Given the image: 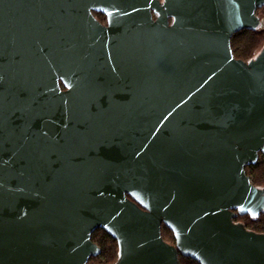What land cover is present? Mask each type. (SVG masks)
<instances>
[{
	"label": "water",
	"instance_id": "95a60500",
	"mask_svg": "<svg viewBox=\"0 0 264 264\" xmlns=\"http://www.w3.org/2000/svg\"><path fill=\"white\" fill-rule=\"evenodd\" d=\"M264 0H0V264H264ZM95 13L106 17L102 24ZM168 228L174 244L162 236Z\"/></svg>",
	"mask_w": 264,
	"mask_h": 264
},
{
	"label": "trees",
	"instance_id": "16d2710c",
	"mask_svg": "<svg viewBox=\"0 0 264 264\" xmlns=\"http://www.w3.org/2000/svg\"><path fill=\"white\" fill-rule=\"evenodd\" d=\"M263 42L264 32L244 30L232 37L231 47L235 58L248 61L254 57ZM246 173L256 187L264 189V156H261L255 165L246 167ZM234 221L242 223L248 230L264 234V212L258 217L239 216ZM162 236L165 241L174 244L173 234L165 226L162 228ZM92 241L100 247L101 254L91 258L89 264H115L118 259L117 242L103 230L95 231L92 234ZM179 262L180 264H198L197 261L181 254Z\"/></svg>",
	"mask_w": 264,
	"mask_h": 264
},
{
	"label": "flooded vegetation",
	"instance_id": "af4514ba",
	"mask_svg": "<svg viewBox=\"0 0 264 264\" xmlns=\"http://www.w3.org/2000/svg\"><path fill=\"white\" fill-rule=\"evenodd\" d=\"M98 16V15H100V17H105L104 15H102V14H99V13H95V16ZM256 15H257V17L260 19V22H261V26H260V28L259 29H257L256 31H260V32H264V7L263 8H261V9H258L257 11H256ZM96 16V17H97ZM98 19V18H97ZM102 24H104V25H106V23H107V19H106V17H105V19L103 18V19H98ZM247 31H249V30H247ZM264 46V42H263V44H262V46L257 50V52L255 53V55L260 51V49L262 48ZM254 55V56H255ZM261 157V156H260Z\"/></svg>",
	"mask_w": 264,
	"mask_h": 264
},
{
	"label": "rangeland",
	"instance_id": "374dc122",
	"mask_svg": "<svg viewBox=\"0 0 264 264\" xmlns=\"http://www.w3.org/2000/svg\"><path fill=\"white\" fill-rule=\"evenodd\" d=\"M96 16H97V15H96ZM97 18H98V19H103V18L105 19V17L102 18V17H100V15H98ZM170 243H171V242H170ZM172 244H173V243H172Z\"/></svg>",
	"mask_w": 264,
	"mask_h": 264
}]
</instances>
